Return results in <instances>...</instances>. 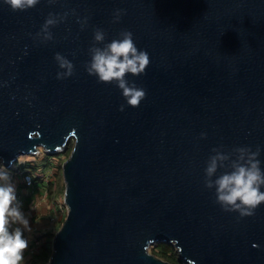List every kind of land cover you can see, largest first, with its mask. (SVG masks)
<instances>
[{
	"label": "water",
	"instance_id": "obj_1",
	"mask_svg": "<svg viewBox=\"0 0 264 264\" xmlns=\"http://www.w3.org/2000/svg\"><path fill=\"white\" fill-rule=\"evenodd\" d=\"M50 13L67 16L42 41ZM96 29L147 51L126 77L139 107L88 75ZM57 53L71 77L57 79ZM71 142L49 264H172L150 251L160 242L187 264H264V203L241 219L204 185L214 148H259L264 170V0H0V164Z\"/></svg>",
	"mask_w": 264,
	"mask_h": 264
},
{
	"label": "clouds",
	"instance_id": "obj_2",
	"mask_svg": "<svg viewBox=\"0 0 264 264\" xmlns=\"http://www.w3.org/2000/svg\"><path fill=\"white\" fill-rule=\"evenodd\" d=\"M39 2L3 0L14 12L34 8ZM121 14L122 10H117L114 21H119ZM66 16L67 13L62 16L50 13L36 36L42 41L52 40L50 28L62 22ZM104 41V31L96 29L93 46L89 49L91 59L85 65L88 75L97 77L101 83L115 82L127 105L139 107L146 92L135 83H130L126 77L128 74L140 76L145 73L150 64L147 51L137 48L131 31L120 32L119 38L110 43L104 44ZM99 44L104 46L98 47ZM55 60L62 70L57 72V79H66L74 74V65L66 57L57 53ZM120 111H124V105L120 106ZM212 151L215 154L209 157L205 168V187L215 189V202L224 212L238 213L241 219L254 216L255 210L264 203V191L261 190L264 187V170L258 159L260 149L253 151L250 147H238L228 154L215 148ZM224 168L230 170L217 176L218 170ZM29 217L30 213H25L17 200L11 173L0 166V264H22L24 261V253L29 247L24 233L32 231Z\"/></svg>",
	"mask_w": 264,
	"mask_h": 264
},
{
	"label": "crops",
	"instance_id": "obj_3",
	"mask_svg": "<svg viewBox=\"0 0 264 264\" xmlns=\"http://www.w3.org/2000/svg\"><path fill=\"white\" fill-rule=\"evenodd\" d=\"M12 182L16 188L17 200L21 203L22 209L25 213H30V224L32 231L25 232L24 235L29 241V247L24 253V261L30 264H46L49 260L44 254L42 259H38V255H41L42 245L46 241V234L50 232H56L59 228L60 221L64 220L66 215V209L64 207V202L59 203L56 207L54 205L58 192L60 191L59 184L53 187L54 194L49 193L51 184H47L46 181L43 182V189L35 188V184L31 186L30 190L23 189L20 193L19 188L25 186L21 182L19 176H12ZM56 210L59 211L58 221H53Z\"/></svg>",
	"mask_w": 264,
	"mask_h": 264
},
{
	"label": "rangeland",
	"instance_id": "obj_4",
	"mask_svg": "<svg viewBox=\"0 0 264 264\" xmlns=\"http://www.w3.org/2000/svg\"><path fill=\"white\" fill-rule=\"evenodd\" d=\"M70 145L73 146V143L71 142ZM40 150H41V152L38 153L37 155L20 156L13 168H7L3 164H0V166H4L5 168H7L9 170V172L11 173V176H19L20 171L27 169L28 171H30V173L34 177V181H35L34 186L37 189H43L44 188V186L42 185L43 182H40L39 180H37V177H35L38 175L39 170H40V172L47 174L46 176H55L57 185L58 184H59V186L62 185V187L59 188L60 191L57 194L56 200L59 201V203H63L64 191H65V181H64V175H63V165H62V167L58 165L59 164L58 159L60 156L63 157L64 155H63V153H61L62 151L52 154V153L45 151L42 148ZM68 151H69L68 148L63 150L64 153H67ZM42 160H43V165H41L39 168L34 166V163L35 164H41ZM24 188L30 190L32 187L31 186L30 187L22 186L19 188L20 193L23 191ZM64 207L66 209V215L64 217V219H65L67 216L66 204H64ZM62 222L60 221V223H62ZM42 257H43V254L38 255L39 260L42 259Z\"/></svg>",
	"mask_w": 264,
	"mask_h": 264
},
{
	"label": "trees",
	"instance_id": "obj_5",
	"mask_svg": "<svg viewBox=\"0 0 264 264\" xmlns=\"http://www.w3.org/2000/svg\"><path fill=\"white\" fill-rule=\"evenodd\" d=\"M72 147L73 146H71L69 144L67 146L69 151L67 153H64L63 151L61 152V153H63L64 156L63 157H61V156L59 157V159H58V163H59L58 165L59 166L62 167V165L65 162V160L68 159V157L71 154ZM37 180H39L40 182H44V180L41 179V178H37ZM49 191H50L49 193H51L52 195L54 194V191L52 189V184H51V187H50ZM62 223H60L59 228L61 227ZM55 233L56 232H50V233L46 234V237H47L46 241L42 245L41 253L44 254L48 259L50 258L51 253H52V244H53V238L55 236ZM150 251L153 254L157 255L158 257L171 262L172 264H187V263L183 262L180 259V256H179L178 252L176 251V249L171 244H168V243H165V242H160V243L156 244L155 246H153L150 249Z\"/></svg>",
	"mask_w": 264,
	"mask_h": 264
},
{
	"label": "built area",
	"instance_id": "obj_6",
	"mask_svg": "<svg viewBox=\"0 0 264 264\" xmlns=\"http://www.w3.org/2000/svg\"><path fill=\"white\" fill-rule=\"evenodd\" d=\"M40 152H41V150H40ZM40 152H39V153H40ZM41 165H43V160H42L41 164H35V163H34V166L37 167V168H39ZM48 170H49V169H48ZM38 175H39V176H38ZM38 175L35 176V177L43 179L44 181L47 182V184H53V187H55L54 190L56 189V185H57V183H56L55 176H46L47 174H45V173H43V172H40V170H39V172H38ZM19 177L21 178V182H22V184H24V185L27 186V187L33 186V185L35 184V183H34V182H35V181H34V177H33L32 174L30 173V171H28L27 169H26V170H22V171H20V173H19ZM54 190H53V191H54ZM63 202H64V200H63ZM64 203H65V202H64ZM58 204H59V201L55 200V203H54L55 207H56ZM67 210H68V209H67ZM59 217H61V216L59 215V211L56 210L55 216L53 217V221H58V220H59ZM48 263H49V260L46 262V264H48ZM22 264H30V263H29V262H25V261H23Z\"/></svg>",
	"mask_w": 264,
	"mask_h": 264
}]
</instances>
